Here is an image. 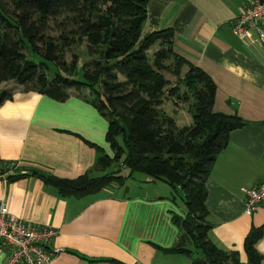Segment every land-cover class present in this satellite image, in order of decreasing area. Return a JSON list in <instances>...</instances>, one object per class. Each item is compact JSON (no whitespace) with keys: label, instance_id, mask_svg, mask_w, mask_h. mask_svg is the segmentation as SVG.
Listing matches in <instances>:
<instances>
[{"label":"crops","instance_id":"crops-1","mask_svg":"<svg viewBox=\"0 0 264 264\" xmlns=\"http://www.w3.org/2000/svg\"><path fill=\"white\" fill-rule=\"evenodd\" d=\"M245 0H147L140 37L171 27L172 48L204 71L214 84L211 108L238 115L243 124L227 133L204 180L208 237L220 248L246 255L242 242L251 227L264 225V201L243 210L241 187L264 177V42L252 33L241 39L230 20ZM4 84V85H1ZM12 96L0 104V201L9 212L56 232L46 244L49 264H189L181 253L165 252L179 230L171 213L181 214L170 186L145 174L125 185H106L79 196H62L41 179L8 174L29 167L59 177L84 172L98 175V149L111 154L105 139L106 118L82 95L69 92L54 100L13 81ZM99 148H97V147ZM125 181V180H124ZM131 188L128 192L127 189ZM264 264V226L255 242ZM79 253V256L76 254ZM6 248L0 245V264Z\"/></svg>","mask_w":264,"mask_h":264},{"label":"trees","instance_id":"trees-1","mask_svg":"<svg viewBox=\"0 0 264 264\" xmlns=\"http://www.w3.org/2000/svg\"><path fill=\"white\" fill-rule=\"evenodd\" d=\"M146 1L0 0V83L11 80L58 101L72 89H88L91 96L82 97L106 118L111 150L109 155L98 149V175L59 177L29 167L7 178L31 175L62 196H79L142 172L165 181L172 200L180 191L182 213H171L179 233L165 252L184 254L189 264H263L255 242L264 225L245 234L244 262L207 235L204 180L228 131L243 122L212 110L214 84L174 51L171 27L140 37ZM11 96L12 88L0 87V104ZM165 98L186 102L191 122L178 126L164 109Z\"/></svg>","mask_w":264,"mask_h":264},{"label":"built area","instance_id":"built-area-1","mask_svg":"<svg viewBox=\"0 0 264 264\" xmlns=\"http://www.w3.org/2000/svg\"><path fill=\"white\" fill-rule=\"evenodd\" d=\"M234 34L250 39L252 33L264 42V0H245L230 20ZM243 210H252L264 201V177L252 186L241 187ZM56 230L50 225L25 221L9 212L0 201V245L6 248L3 264H49L52 254L60 250L48 249L46 244Z\"/></svg>","mask_w":264,"mask_h":264},{"label":"rangeland","instance_id":"rangeland-1","mask_svg":"<svg viewBox=\"0 0 264 264\" xmlns=\"http://www.w3.org/2000/svg\"><path fill=\"white\" fill-rule=\"evenodd\" d=\"M149 52H150V50H149ZM168 77H169V75H168ZM1 85H4V84H1ZM12 87H13V84H9L7 86V88H12ZM70 91L78 93V94L86 96V97L91 96V93L88 91V89H79V90L72 89ZM163 106H164V109L166 110V112H168L171 116H173L175 123L178 126L186 125V124H189L191 122V116H190V113L188 111V107H187L186 102H181L180 100L173 102L172 99L165 98L163 101ZM120 167H122V165H120ZM141 175H144V174L142 172H139V171L132 172V176H130L129 178H126L125 181H123V183L121 185L122 189H124L125 185H127L128 183H130V182L133 183V181L136 182L137 180H139ZM127 191L130 192L131 188H128ZM174 193H175V196H174V199L172 201L174 202V204L177 207L180 208L182 206V201H181V198L179 197L180 191L177 190Z\"/></svg>","mask_w":264,"mask_h":264}]
</instances>
